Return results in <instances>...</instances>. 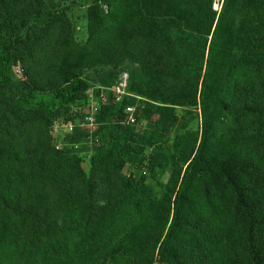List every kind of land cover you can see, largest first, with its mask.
I'll return each mask as SVG.
<instances>
[{
  "label": "trees",
  "instance_id": "1",
  "mask_svg": "<svg viewBox=\"0 0 264 264\" xmlns=\"http://www.w3.org/2000/svg\"><path fill=\"white\" fill-rule=\"evenodd\" d=\"M46 3L0 0V264H118L144 250L147 264L156 255L165 264H264V0H223L220 11L214 0L88 5L87 41L115 42L112 56L100 49L112 69L100 82L117 84L128 64L129 91L163 105L157 139L177 125L175 107L200 108L201 130L177 135L170 149L161 194L118 174L122 159L135 162L153 144L110 122L133 98L97 116L90 174L46 135L31 136L29 125L59 113L43 96L61 108L83 99L94 55L90 45L78 54L64 47L77 45L68 0L41 22ZM49 53L57 70L42 74L33 61ZM29 60L25 77L9 74Z\"/></svg>",
  "mask_w": 264,
  "mask_h": 264
},
{
  "label": "rangeland",
  "instance_id": "2",
  "mask_svg": "<svg viewBox=\"0 0 264 264\" xmlns=\"http://www.w3.org/2000/svg\"><path fill=\"white\" fill-rule=\"evenodd\" d=\"M91 1L92 0H68V3L71 4V9L68 12V19L72 24L75 37L74 40L77 45L64 46L67 50L74 51L78 54L80 51L79 48H89L90 45V50L94 52L87 66L83 68L84 79L88 83L85 95L82 100L75 104L66 105L64 108L59 107L57 100H55L52 94L49 93L43 96L48 105L52 109H58L59 113L50 125L46 126L44 124L35 123L29 125L28 130L34 139H39L40 134L43 136L46 135L49 138L51 146H53L55 150H57L55 147L56 144L59 143L61 149L57 151L64 152L68 157H78L82 169L90 174L93 168L92 160L97 155V148L101 144L99 140L97 141L94 138L96 131L99 129L97 116L106 107L116 105L124 98H133L134 101L129 105L135 108L133 112L135 122L132 124L129 123V114L126 112H124V116L112 117L110 122L112 123L119 119L122 124L131 126L138 132H146L153 144L141 146L142 151L135 162H125L121 158L123 165L119 169L118 174L125 179L133 178L136 181L144 180V182L151 186L157 194H161L171 177L172 170L169 161L170 149L177 135H187V137L191 139L196 132L201 130L202 121L200 108L199 106L195 108L175 107L173 114L177 117V125L172 131L161 136V139H157L155 136L162 131L158 124V121L161 119L158 110L163 106L161 103L131 93L128 88H126L127 95H124L121 100L116 99L114 88L117 84L106 86L100 82V79L105 78L107 73L112 69L111 67L109 68L110 64L106 65L105 63H101H109L110 58L103 60L99 54L101 51L100 49L103 48L107 49L110 52V56H112V46H115V42L109 35L105 36V42L103 43L96 42L91 44L87 41L86 11ZM98 1L101 3V8L108 12L109 6L107 1L109 0ZM222 1L223 0H214V9L216 11H220ZM59 3L60 0H54L53 2L47 0L46 7H48L51 12L48 17L44 14L43 18H41V22L45 19L49 20L50 18L53 20V16L58 13L56 9ZM118 5L122 8L119 3ZM56 24L58 25V23ZM57 33L58 32L55 31V36ZM50 45L51 42L49 43V46ZM132 48L136 49L137 46H132ZM33 62L35 69L42 74H54L57 70L58 60L53 53H49V57L45 59ZM33 62L31 60L26 61V63L19 62L16 66H13L12 69H9V74L13 75V78L16 79L25 77V67L32 68ZM120 68L125 71L123 74H127L128 77V64L125 63ZM2 70L4 71L5 69L2 68ZM135 79L139 81L142 77L139 73H136ZM88 118L93 120V125H90L91 121L88 120ZM106 149L112 150L110 142H107ZM116 155L119 156L118 154ZM140 254L144 255L143 259L135 258L137 256L136 254L130 259L121 260L118 264H147V251L144 250L140 252ZM144 261H146V263ZM153 264L165 263L156 255Z\"/></svg>",
  "mask_w": 264,
  "mask_h": 264
},
{
  "label": "built area",
  "instance_id": "3",
  "mask_svg": "<svg viewBox=\"0 0 264 264\" xmlns=\"http://www.w3.org/2000/svg\"><path fill=\"white\" fill-rule=\"evenodd\" d=\"M127 74H122L120 77L119 82L117 83L116 87L114 88L115 91V95H116V99L121 100L122 97L124 95H127ZM135 108L134 106H127L126 107V113L129 114V123H134L135 122V118L133 116V112H134ZM88 120L91 121L90 125H93V120L91 118H88ZM56 149L60 150L61 149V145L59 143L56 144Z\"/></svg>",
  "mask_w": 264,
  "mask_h": 264
}]
</instances>
